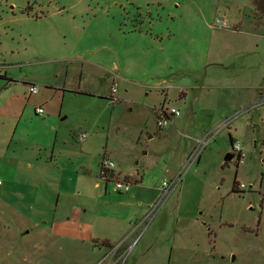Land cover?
I'll use <instances>...</instances> for the list:
<instances>
[{
    "label": "rangeland",
    "instance_id": "1",
    "mask_svg": "<svg viewBox=\"0 0 264 264\" xmlns=\"http://www.w3.org/2000/svg\"><path fill=\"white\" fill-rule=\"evenodd\" d=\"M218 18L231 29L213 26ZM116 27L140 35L125 40L130 57L141 58L129 77L55 59L63 46L66 55L110 60ZM261 55L264 0H0V62L12 80L0 79V185L18 187L6 199L21 205L11 216L0 208V264H264V116L241 112L218 130L207 119L216 111L222 123L240 108L227 110L213 82L241 77L244 58ZM205 60L187 69L196 86L185 98L158 86ZM162 105L181 109L173 125H156ZM204 137L188 166L194 139ZM237 138L242 163H224ZM104 159L114 162L113 179L100 175ZM177 175L158 200L162 181ZM115 178L129 189L114 190ZM31 203L29 221L22 216ZM71 206L82 208L73 207L82 224L66 221Z\"/></svg>",
    "mask_w": 264,
    "mask_h": 264
},
{
    "label": "crops",
    "instance_id": "2",
    "mask_svg": "<svg viewBox=\"0 0 264 264\" xmlns=\"http://www.w3.org/2000/svg\"><path fill=\"white\" fill-rule=\"evenodd\" d=\"M120 29L121 28L116 27L118 43L115 41V43H117V44L113 45L114 48H112V47L109 48V52H111L110 53L111 54L110 60H104L105 61L104 62L102 55L94 56V57H91V56L87 57V56H72L73 54L69 53V55H70L69 56V55H66L65 53L61 52L64 49V48H62L63 46L60 47V50H57L58 51L57 55H59V57H56L55 59H57V58L59 60L63 59V60L69 61V63H71V64H73V62L77 61L80 65L81 69H82L83 64H86V65L92 64L93 66L99 68L101 71L109 73L111 76H115L117 78L129 77L131 72H132L130 67L136 66V63H139V59H141V58L130 57L131 50H129L128 45H125V44H128V42H126L125 40L127 39V36L129 37V35L135 36L136 38H138L140 35L137 34L136 32H128L125 30L121 31ZM120 47H122L121 51L119 50ZM161 49L162 48L160 47L159 51H161ZM53 50H55V49H53ZM136 51H137V49L134 50L135 54H136ZM172 51H174V50L170 49L169 54H173ZM143 53L145 55H147L146 51ZM67 56L69 58H67ZM168 58H169V56L165 58L164 63L166 64V66H168L169 70H172L173 67L170 64L171 61H169ZM205 63H206V60L201 61L196 65H194L192 63L186 64L184 67L185 69H183L181 73L172 75V73L170 72L169 74H166V76L162 77L159 80L158 86L162 89H164L165 87L176 88L177 98L178 99L185 98L186 96H188L191 93V92L187 91V88H190V87L193 88V86H196V84H194L195 79L188 72L187 69L188 68L192 69V68H196V67H201V66L205 65ZM241 63L242 64H239V67H240V69H244V71H245V73L240 75L241 77L235 76L236 72H232L233 77H232L231 81L226 82L223 85H221V80L217 81V82H213V83L220 84V88H218V89L221 90V87H223L224 92H226V93H223L224 94L223 96H227V98L224 101L223 106H226L227 110H233L234 111L235 109H232V108H234L235 105H239L240 108L238 109L237 112H235L231 116L232 119H234L235 117L240 115L241 114L240 110L242 108H244L249 102L254 100L260 92L264 91V55H261L259 58H257L256 62L250 63V62H248V60H245V58H244V61H242ZM221 65H223V63H221ZM175 66L179 69L180 67H183V64H181L179 66V64L177 62H175ZM58 71H60V70H58ZM165 72H166V70H164V73ZM81 74H82V72H81ZM204 77L209 79V77H206V75H204ZM0 79L4 81V84H6L7 82H9L8 79H10V77H8L7 72L5 71L4 76L1 77ZM210 79L208 81L210 83H212V80L210 81ZM219 79H221V78H219ZM205 81H207V80L205 79ZM11 82H12V80H11ZM208 85L209 84H205V86H208ZM163 86H165V87H163ZM164 93L166 95L168 94L167 91H164ZM219 96L221 97V92H220ZM195 99H196V97H194L189 102V104L186 106V110L188 112L194 111L193 104H194ZM162 106H165V105H162ZM178 109H180V108H178ZM180 111H181V109H180ZM220 116H221V113L219 116H217L216 111H214L213 113H210L208 115V118H207L209 121L208 123L214 124V125L216 124L215 126H220L221 125V117ZM186 119H187V117L184 118L185 121H186ZM217 122H218V124H217ZM171 125H173V121H172ZM164 136H166V131H165ZM198 139H201V138H195L194 139L195 143H196V140H198ZM181 152H184L183 149L178 152V157L176 160L178 163L181 160V156H182ZM135 180H137V182ZM141 180H142L141 177L139 179L136 178V179H134V183H138ZM161 185H160V187H161ZM17 189H19V188L18 187L16 188V186L13 187L12 185H4V186L0 185V208L3 207L8 212V215H10V212L14 215H17L18 209L21 206V205H19V201H17L15 198L14 199L9 198L8 200L6 199L7 198L6 193L11 192V190L16 192ZM26 190L31 192V191H34L35 188L32 185H26ZM155 194L159 198L160 188H159V190H157V193L155 192ZM31 205H32V203H31ZM71 207L72 208L65 215L66 221H71L70 218L73 217L72 221L76 226H77V223L79 225L82 224V221L75 220L76 214H73L74 208H76V211L74 213L77 212V214H78V212H80L82 210V208L78 207V206H71ZM32 208H33V205L30 206V209H28V210L26 208L24 210V214L22 217H24L25 219H28L29 221H32L33 220L32 219L33 216H31ZM0 213H1V211H0ZM145 217L146 216H144L142 219H140V220H138V222H136L137 227L144 221ZM0 222H2L1 218H0ZM0 225H1V223H0ZM81 227H82V225H81ZM81 227H79V228H81ZM79 228L77 227V229H79ZM24 232H27V229ZM129 235L130 234L128 233L124 238H126V239L129 238ZM105 260L108 263L113 262L111 253H110L109 257H107V259H105Z\"/></svg>",
    "mask_w": 264,
    "mask_h": 264
},
{
    "label": "built area",
    "instance_id": "3",
    "mask_svg": "<svg viewBox=\"0 0 264 264\" xmlns=\"http://www.w3.org/2000/svg\"><path fill=\"white\" fill-rule=\"evenodd\" d=\"M216 27H219L221 29H231L230 24L224 19V18H218L216 20H214V25ZM6 65L4 63L0 62V78L4 76V67ZM28 87V92L29 93H37L39 90V87L36 83H28L27 84ZM114 92H115V87L112 86L111 90H110V94L108 96V99L112 102L116 101V96H114ZM254 111H261L262 115L264 116V91L260 92L258 94V96L252 100L251 102H249L244 108H242L240 110V112H247V113H251ZM35 112L36 113H42V109L40 106L35 108ZM158 113V119L156 121V125L158 127H164L168 124H172V119L174 117H177L181 114L180 110L176 107L173 106H160V108L157 110ZM232 120V118H225L220 126H217V130L222 128L223 126H226L229 124V122ZM208 136V135H207ZM86 138V134L85 133H80L77 136L78 141H83ZM210 138H201L196 140V145L194 146V148L189 152V154L187 155V158L185 160L186 164L189 166L191 164H193V162L195 160L198 159L199 154L201 149L208 143ZM231 148H232V157L234 159V162L236 163V165L242 163V159L244 156V153L242 151V147H241V143L238 139H235L232 141L231 143ZM114 167V162L110 159H104L101 163L100 169V175L102 178L104 179H113L114 176L112 174V170ZM112 174V175H111ZM115 189L114 190H120V189H124V190H128L129 189V181L126 179H118L115 178ZM179 181V175L175 176L174 178H172V180L170 181H162V185L160 187V196L158 198V200H163L164 198L168 197L172 191L175 189V187L177 186ZM243 184H240V186H242ZM158 202L155 203V205H157ZM146 219V218H145Z\"/></svg>",
    "mask_w": 264,
    "mask_h": 264
},
{
    "label": "water",
    "instance_id": "4",
    "mask_svg": "<svg viewBox=\"0 0 264 264\" xmlns=\"http://www.w3.org/2000/svg\"><path fill=\"white\" fill-rule=\"evenodd\" d=\"M232 153L231 152H227L226 154H225V156H224V161H227V160H229V159H231L232 158Z\"/></svg>",
    "mask_w": 264,
    "mask_h": 264
},
{
    "label": "trees",
    "instance_id": "5",
    "mask_svg": "<svg viewBox=\"0 0 264 264\" xmlns=\"http://www.w3.org/2000/svg\"><path fill=\"white\" fill-rule=\"evenodd\" d=\"M8 81H11V80L8 79ZM230 139H231V138H230ZM226 162H227V161H224V163H226ZM236 183H237L236 180H234V181H233V186H232V191H237V190L235 189V187H234V186L236 185Z\"/></svg>",
    "mask_w": 264,
    "mask_h": 264
}]
</instances>
